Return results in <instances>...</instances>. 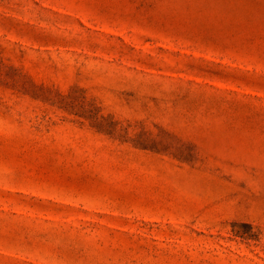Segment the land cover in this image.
Here are the masks:
<instances>
[{"label":"rangeland","instance_id":"rangeland-1","mask_svg":"<svg viewBox=\"0 0 264 264\" xmlns=\"http://www.w3.org/2000/svg\"><path fill=\"white\" fill-rule=\"evenodd\" d=\"M0 264H264V0H0Z\"/></svg>","mask_w":264,"mask_h":264}]
</instances>
